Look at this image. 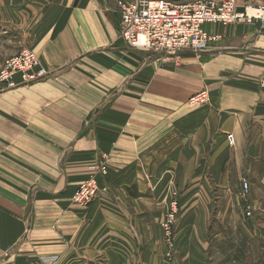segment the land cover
I'll return each instance as SVG.
<instances>
[{"label":"crops","instance_id":"obj_1","mask_svg":"<svg viewBox=\"0 0 264 264\" xmlns=\"http://www.w3.org/2000/svg\"><path fill=\"white\" fill-rule=\"evenodd\" d=\"M207 28L221 40L161 64L120 40L113 3L0 0V63L29 49L55 71L0 92V264H155L174 196L182 223L187 198L203 206L207 189L229 181L235 200L242 178L250 217L238 227L258 236L264 33L256 24ZM202 91L208 103L191 107ZM105 157L99 197L73 204L78 184ZM194 214L202 228L203 209ZM224 241L227 251L239 246Z\"/></svg>","mask_w":264,"mask_h":264},{"label":"built area","instance_id":"obj_2","mask_svg":"<svg viewBox=\"0 0 264 264\" xmlns=\"http://www.w3.org/2000/svg\"><path fill=\"white\" fill-rule=\"evenodd\" d=\"M113 3L118 16L119 38L132 52L144 53L159 63L178 64L188 53L199 54L221 40L220 34L209 31L208 26L228 27L235 24H256L264 33V3L243 6L237 0H196L175 3L167 0H104ZM243 8V10H240ZM248 9L253 14H248ZM55 77V71L42 64L37 54L29 49L19 51L6 59L0 68V92L39 83ZM60 81L59 79L55 78ZM208 103V93L202 91L189 98L191 107ZM232 137L228 136V140ZM108 175L106 157L91 167L90 175L78 184L71 199L79 207H88L102 192ZM242 193L249 183L241 179ZM247 216L250 212L247 211ZM169 237L171 218L167 220ZM56 259H44L55 264Z\"/></svg>","mask_w":264,"mask_h":264},{"label":"rangeland","instance_id":"obj_3","mask_svg":"<svg viewBox=\"0 0 264 264\" xmlns=\"http://www.w3.org/2000/svg\"><path fill=\"white\" fill-rule=\"evenodd\" d=\"M167 1L190 3L196 0ZM262 3H264V0H249L246 2L245 0H237V4L242 7L249 5L256 6ZM3 62L0 63V68ZM174 187H177V185ZM249 189L250 184L248 186V192L243 194L241 183L240 193L236 194L237 197L234 200L232 198L233 188L229 181L219 183V185L213 184L212 190H206L209 197L204 198L203 206L201 202H199L200 200H198L197 203V198H187L186 210L184 211L185 218L182 220V223H180L181 213L179 209V198L174 196L159 226L165 254L163 256L158 252V260L155 264H264V238L262 237L264 226L261 228L259 227L258 236L256 237H251L243 230H239L238 227V223L244 225L245 219L250 217L246 215L247 211L245 209L242 210V201L247 199ZM255 190L264 197V191L261 189ZM232 199L235 204L238 205L239 209L241 208L239 213L236 210V217L230 214V201H232ZM200 209H203L202 228L201 221L198 220L197 223L193 222L195 218L194 213L196 210ZM227 209L228 213H225ZM169 217L171 218L172 225L169 227L170 230L168 231L169 235L170 233L171 235L167 237L165 231L168 227L167 220ZM234 218H236V222H234ZM230 235H232L233 238H231ZM227 237L236 241L237 244L239 243L240 248L236 245L235 252L227 251V248L230 247V244L227 243L228 239L224 241ZM244 241H246L245 244ZM178 244L181 250L178 249ZM201 245H203V247H201ZM242 245L244 246L242 247ZM161 249L163 248L161 247ZM201 250L203 253H201ZM178 252L181 256L180 258H178ZM165 255L167 260L162 261ZM232 257L235 258V261L231 260Z\"/></svg>","mask_w":264,"mask_h":264},{"label":"bare ground","instance_id":"obj_4","mask_svg":"<svg viewBox=\"0 0 264 264\" xmlns=\"http://www.w3.org/2000/svg\"><path fill=\"white\" fill-rule=\"evenodd\" d=\"M248 14H253V10L252 9H248Z\"/></svg>","mask_w":264,"mask_h":264},{"label":"trees","instance_id":"obj_5","mask_svg":"<svg viewBox=\"0 0 264 264\" xmlns=\"http://www.w3.org/2000/svg\"><path fill=\"white\" fill-rule=\"evenodd\" d=\"M246 1H249V0H245V2H246ZM240 10H243V8H241Z\"/></svg>","mask_w":264,"mask_h":264}]
</instances>
